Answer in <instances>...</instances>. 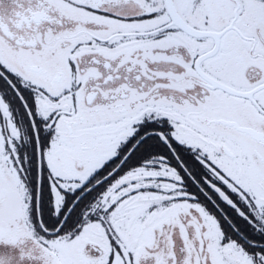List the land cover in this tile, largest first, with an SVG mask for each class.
Masks as SVG:
<instances>
[{"label": "snow or ice", "instance_id": "6c2138e0", "mask_svg": "<svg viewBox=\"0 0 264 264\" xmlns=\"http://www.w3.org/2000/svg\"><path fill=\"white\" fill-rule=\"evenodd\" d=\"M0 264H264V0H0Z\"/></svg>", "mask_w": 264, "mask_h": 264}, {"label": "trees", "instance_id": "16d2710c", "mask_svg": "<svg viewBox=\"0 0 264 264\" xmlns=\"http://www.w3.org/2000/svg\"><path fill=\"white\" fill-rule=\"evenodd\" d=\"M243 226V225H242Z\"/></svg>", "mask_w": 264, "mask_h": 264}]
</instances>
